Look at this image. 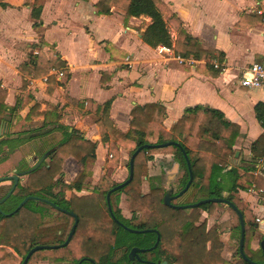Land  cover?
<instances>
[{
  "label": "crops",
  "instance_id": "obj_1",
  "mask_svg": "<svg viewBox=\"0 0 264 264\" xmlns=\"http://www.w3.org/2000/svg\"><path fill=\"white\" fill-rule=\"evenodd\" d=\"M24 1L0 0V141L29 142L31 132H49L56 135L51 143L55 145L73 131L95 143V167L108 165L114 146L121 167L126 150L119 142L133 141L120 139L119 134L131 129L134 106H162L165 130L188 108L197 106L220 111L239 128L234 145L239 157L236 166L227 168L251 173L260 182L264 179V161L253 159L250 152L251 143L263 132L254 107L264 103V92L240 84L247 66L264 63V14L257 13L264 12V0H161L188 35L212 51L222 70L205 64L210 63L209 56L187 65L160 55L157 46L142 40L151 21L147 16L125 19L115 7L99 14L97 0H29L26 5ZM37 5H41L40 24L34 26L31 12ZM167 27L171 46L180 54L175 50L176 24L167 21ZM57 58L61 66L49 65ZM52 68L63 70V75L50 74ZM46 75L45 82L25 87L26 78ZM23 146L8 149L3 145L7 153L2 164ZM29 159L30 155L25 156L24 162ZM79 170L73 171L74 177ZM178 171H171L173 179ZM257 191L264 190L250 188L238 194L241 199L248 195L247 201ZM250 208L255 221L260 219L253 234L262 239L264 201L252 202ZM261 239L259 246L253 239L250 247L260 248Z\"/></svg>",
  "mask_w": 264,
  "mask_h": 264
},
{
  "label": "trees",
  "instance_id": "obj_2",
  "mask_svg": "<svg viewBox=\"0 0 264 264\" xmlns=\"http://www.w3.org/2000/svg\"><path fill=\"white\" fill-rule=\"evenodd\" d=\"M24 3L29 4V0H25ZM95 6L99 14H107L111 7H115L124 12L125 19L141 15L149 17L151 21L142 32V40L151 47L171 46L172 40L167 21H173L177 27L176 52L183 56H193L197 60L206 59L208 56L210 59L214 57L211 50L202 48L184 31L180 20L161 0H97ZM40 12L41 5L32 8L31 15L36 20L34 26L40 24ZM205 64L212 66L208 62ZM49 65L61 66L62 61L57 58ZM254 110L263 132L251 143L250 152L253 159L264 161V103H257ZM163 117L164 109L159 104L134 106L131 110V129L126 134H119L120 139L127 138L133 142L119 143L131 149V154L138 146L150 143V138L154 139L152 144L170 140L179 142L190 161L193 178L187 190L178 196L177 202L174 203H194L211 197H222L231 201L243 214L245 222L243 251L248 260L240 256L238 249L236 260L224 259L222 257L224 244L219 238L216 226L207 228L206 219L200 220L201 212L210 214L217 203L208 202L185 209L167 206L163 202L164 192L158 184L150 185V193L138 192L142 156L146 158L148 154L161 149L171 150L174 161L179 163L181 175L178 180V189L186 184L189 173L183 152L181 148L169 145L162 148L141 149L134 159L132 180L110 194L112 212L119 221L132 229L154 231L130 232L112 220L106 208V193L118 183L111 181L103 173L99 175L93 186V194L88 195L82 203L77 201L72 204L71 209L77 214L78 223L69 243L63 247L37 250L30 255L26 264H35L39 259L49 256L61 264H77L81 259L84 260L80 264H93L88 259H92L96 264H149L148 261L159 262L158 264L166 261L167 264H174L179 261L180 256L182 264L264 262V253L261 248L250 247L256 222L247 217L242 200L238 196L239 190L258 187L257 176L242 173L236 167L227 168L229 159L236 153L234 145L240 134L238 126L225 119L218 110H201L197 106L188 108L169 130H165L161 125ZM55 136L49 132L42 134L31 132L27 137L29 142L0 141V165L6 160L7 152L2 151L3 145L11 149L24 143L38 158L45 153H48L47 157H49V162L42 161L38 167L19 178L11 196L0 207V264H21L33 246L62 243L70 230V216L59 212L58 224L50 226L53 230L52 234L56 235L53 240H47L44 232H38L41 222L45 220V213H48L46 207L54 211V208L46 201L29 199L15 211L19 202L28 195L49 199L52 195L50 190L59 182V178L56 177L60 173L65 157H73L80 168L79 173L66 187L80 190L88 185L87 178L92 174L95 161V143L72 131L66 132L65 137L53 145L51 143ZM116 152L113 151V155ZM148 159L146 158L145 161ZM21 165H24L23 168H17L16 173L30 168L25 166L24 159ZM12 185L13 181L10 185L0 186V197L5 196ZM120 193L128 196L133 212H144L143 218L132 226L128 219L122 216L117 206ZM226 207L235 215L236 228L240 234L236 212L230 206L226 205ZM88 229H91L93 233L88 235ZM156 231L159 233V242L155 248L148 249L156 240ZM81 233L83 235L80 237L84 236L82 242L80 243L79 238H75L74 244L71 245L76 234ZM132 247L146 249L137 253L139 259L136 257L130 259L129 251ZM9 248L21 257V261ZM118 251H122V255L113 260L112 257Z\"/></svg>",
  "mask_w": 264,
  "mask_h": 264
},
{
  "label": "rangeland",
  "instance_id": "obj_3",
  "mask_svg": "<svg viewBox=\"0 0 264 264\" xmlns=\"http://www.w3.org/2000/svg\"><path fill=\"white\" fill-rule=\"evenodd\" d=\"M195 142L197 140H194ZM150 143H154L153 141H149ZM101 149V148H100ZM99 149V153H101V150ZM126 152L123 154L122 158V166H119V152L116 147H111L110 151H117V154L113 155L114 157L112 159H109L105 167H95V164L93 163L91 175L87 178L88 185L86 186L88 190L91 189L92 186L96 183L98 180L99 175L105 174L109 177V179L113 182H123L128 177V161L130 158V150L127 147L125 148ZM18 152L14 153L12 156H9L8 160L4 162L2 165H0V177L7 176V175H13L17 174L16 169L17 168H23L24 165H21L22 160L25 156L30 155L29 161L25 163V166H33L34 162L38 159V157L32 153L29 146L25 145L23 147H20L17 149ZM237 152V149H236ZM113 154V153H112ZM238 155L236 156V153L234 157H231L227 163V166H236V160L238 159ZM143 163L141 168V177H140V186L138 188V192L140 193H146L148 192L149 186L151 184H158L160 186L161 190L165 192L168 189L177 190L179 188L178 180L181 175V169H179L178 173L176 174V178L173 179V174H171V167L176 162L173 159V155L171 150L168 149H161L156 152H152L151 154H148L146 158H149L147 161H145V157H143ZM207 160H209L207 158ZM44 162H49V157H46ZM95 162V161H94ZM145 162V163H144ZM121 165V164H120ZM78 165L76 163V160L73 157H65L63 160V163L61 165V170L59 175L56 178H59V182L53 187L54 189H60L63 190L68 185V182H71L73 179V171L78 169ZM15 169V170H14ZM121 169V172L119 171ZM260 182V179L258 181V184ZM11 181H3L0 183V186L2 185H10ZM263 190H264V179L261 180L260 184ZM246 191V190H245ZM258 192V191H257ZM238 196H240L238 194ZM248 196V195H246ZM242 197V203L244 206V209L246 211V215L248 218H250L252 221H255L256 215L253 213L252 209L250 208L251 203L259 204V202L264 201V191L262 193H256L252 194L250 198L246 201ZM253 198V199H252ZM251 200V201H250ZM103 205V203H102ZM117 206L120 210V213L123 217H128L130 214V199L125 194H119L117 199ZM104 207V206H103ZM48 210L47 214L45 213V220L41 222V226L38 228V232H44L45 237L47 240H53V237H55L52 234L51 224L57 225L59 221V217L54 215L53 209L50 207H46ZM142 213V211H141ZM41 215V213H40ZM61 215V214H60ZM203 218H206V225L207 228L211 226H216L219 238L224 244V248L222 251V257L226 260H236L238 256L236 255L237 249H238V239H239V231L236 228V218L235 215L226 207L223 203H217L213 206L212 212L206 217V213H202L200 216V220ZM256 222V221H255ZM93 231L91 229H88L87 234H92ZM42 234V233H41ZM83 235L76 234V236L73 238V241L71 242V245L74 244L75 238H79L78 240L80 243L82 242ZM255 235V236H254ZM78 236V237H77ZM59 239V237H58ZM62 239V238H60ZM254 239V243L256 246H259V241L261 239L260 234H253L252 238L250 240V246L251 242ZM60 241V240H59ZM56 244H60L56 243ZM122 255V251H118L114 254L112 257L113 260L118 259ZM181 256L179 257V261H176L174 264H182L180 261ZM39 261H47L48 264H61L54 260L52 256H49L47 258L39 259L35 264H37ZM67 264V263H66ZM88 264V263H83Z\"/></svg>",
  "mask_w": 264,
  "mask_h": 264
},
{
  "label": "water",
  "instance_id": "obj_4",
  "mask_svg": "<svg viewBox=\"0 0 264 264\" xmlns=\"http://www.w3.org/2000/svg\"><path fill=\"white\" fill-rule=\"evenodd\" d=\"M169 145H175L179 148H181L182 152H183V155H184V158H185V161H186V164H187V168H188V173H189V178L185 184V186L175 195V196H170V191L169 190L168 192H166L164 194V197H163V202L165 205L167 206H171V207H179V208H193V207H196L200 204H203V203H208V202H214V203H223V204H226L228 206H230L237 214L238 216V219H239V224H240V234H239V239H238V251H239V254L242 258H244L245 260H248V258L246 257L244 251H243V244H244V235H245V222H244V218H243V214L241 213V211L231 202L229 201L228 199L226 198H222V197H211V198H206V199H202V200H199L198 202H194V203H191V204H186V205H174V204H171L170 200L173 198V197H178L180 195H182L186 190L187 188L189 187L191 181H192V178H193V174H192V170H191V166H190V161L186 155V153L184 152V150L182 149L181 145L179 142H176V141H166V142H163V143H160V144H152V143H147V144H142L140 146H138L135 151L130 155V158H129V161H128V177L123 181V182H120L118 183L117 185H115L114 187H112L106 194V202H107V207H108V211L112 214V211H111V206H110V194L123 187L124 185L128 184L132 178H133V171H134V159L136 157V155L138 154V152L143 149V148H146V147H157V148H162V147H166V146H169ZM48 153H45L43 154L42 156H40L35 164L30 167L29 169L25 170V171H22V172H19L17 174H13V175H7V176H3V177H0V183L3 182V181H7V180H11L13 181V185L11 187V189L5 194V196H3L1 199H0V205L5 202L12 194L16 184L18 183V180L21 176L29 173L31 170L35 169L36 167H38L41 162L47 157ZM237 152H236V156H237ZM176 169H179V163L176 162L174 165H173V168H172V173L176 171ZM29 199H38V197L36 196H32V195H28L26 197H24L20 202L19 204L17 205V207L15 208V211H17L18 209H20ZM69 214L73 215L74 216V223L72 224L71 228H70V231L68 232L67 234V237L65 238V240L60 243V244H52V245H43V244H36L35 246H33L28 252L27 254L25 255V257L23 258L21 264H26L30 255L37 251V250H40V249H53V248H57V247H63L65 245H67L70 241V239L72 238V235L75 231V228H76V225H77V216L73 213V212H69ZM122 225V224H121ZM263 226H264V221H263ZM122 227L130 232H145V231H154L152 229H146V230H136V229H132L130 227H127V226H124L122 225ZM156 234H157V237H156V240L154 242V244L149 247L148 249H153L156 247L157 243L159 242V233L156 231ZM260 248L262 250V252L264 253V237L261 239V242H260ZM145 249H141V248H138V247H132L129 251V258L130 259H133V258H138L139 259V256H138V252H141V251H144ZM84 259H81L77 264H80ZM91 263L93 264H96L92 259H88ZM149 264H158L159 262H150L148 261ZM162 264H167L166 261H162ZM253 264H264V262L262 263H256V262H253Z\"/></svg>",
  "mask_w": 264,
  "mask_h": 264
},
{
  "label": "flooded vegetation",
  "instance_id": "obj_5",
  "mask_svg": "<svg viewBox=\"0 0 264 264\" xmlns=\"http://www.w3.org/2000/svg\"><path fill=\"white\" fill-rule=\"evenodd\" d=\"M179 169H180V166H179ZM79 173V171L76 173V175ZM76 177V176H75ZM74 177V178H75ZM73 178V179H74ZM72 179V180H73ZM67 184H70V182H68ZM185 186V185H184ZM183 186V187H184ZM182 187V188H183ZM182 188L180 189H177V190H173L172 188V191H170V196H175ZM94 187L92 186L90 190L87 189V187H83L82 189L80 190H76L74 187H65V189L63 190H60V189H54L52 188L50 191L52 192V195L49 197V199H46V198H41V197H38V199H35L37 201L41 200V201H46L48 202L53 208H54V215H56L58 217V214L59 212H62L64 214H67L70 216V220H71V226L72 224L74 223V216L69 214V212H73L76 216L77 214L71 209L72 208V204H75L74 202H77V201H80V203H82V201L85 200V198L88 196V195H92L93 194V190ZM171 189H168L164 192V194L166 192H168L169 190ZM151 191V188L149 186V189H148V192L146 193H150ZM107 194V193H106ZM122 194V193H121ZM124 194V193H123ZM145 194V193H143ZM164 194H163V197H164ZM2 197H0L1 199ZM178 197H173L170 202L171 204H174V205H186V204H191V203H185V204H181V203H174V202H177V199ZM65 202H64V201ZM106 202V201H105ZM111 206V205H110ZM106 208H107V211H108V207H107V202H106ZM111 211H112V208H111ZM109 212V211H108ZM206 213V217H208V213L205 212V211H202V213ZM143 213L144 212H139V211H136V212H133L132 209H130V214L128 217H126V219H128V222L129 224L132 226L133 224H135V222H137L139 219L143 218ZM112 220L114 222H116L117 225L121 226L124 225L121 221H119L113 214L109 212ZM203 219H206V218H203ZM77 223H78V216H77ZM122 224V225H121ZM126 226V225H124ZM128 227V226H127ZM71 228V227H70ZM138 230V229H136ZM141 230V229H140ZM70 231V230H69ZM68 231V232H69ZM68 234V233H67ZM67 237V235H66ZM141 249H146V248H141ZM134 259V258H133Z\"/></svg>",
  "mask_w": 264,
  "mask_h": 264
},
{
  "label": "built area",
  "instance_id": "obj_6",
  "mask_svg": "<svg viewBox=\"0 0 264 264\" xmlns=\"http://www.w3.org/2000/svg\"><path fill=\"white\" fill-rule=\"evenodd\" d=\"M257 13L264 14L263 10H257ZM261 36L264 38V31L261 33ZM156 50L160 55H163V57L172 58L179 64L194 65L199 61L193 56L185 57L180 54H176L172 46L158 45ZM127 62H129V59H127ZM210 63L214 68L221 69L220 63L215 59H211ZM50 74L62 76L63 71L52 68L50 70ZM47 78V75L41 78H35L33 76H30L26 78L27 83L25 87L27 89H31L38 81L45 82ZM240 84L247 88H259L264 92V63L253 62L249 66H247L242 75L240 76ZM256 221L260 222V219L257 218Z\"/></svg>",
  "mask_w": 264,
  "mask_h": 264
}]
</instances>
